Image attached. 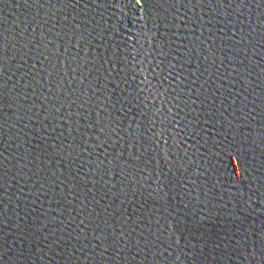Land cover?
I'll use <instances>...</instances> for the list:
<instances>
[{
	"label": "water",
	"instance_id": "95a60500",
	"mask_svg": "<svg viewBox=\"0 0 264 264\" xmlns=\"http://www.w3.org/2000/svg\"><path fill=\"white\" fill-rule=\"evenodd\" d=\"M0 264H264V0H0Z\"/></svg>",
	"mask_w": 264,
	"mask_h": 264
}]
</instances>
